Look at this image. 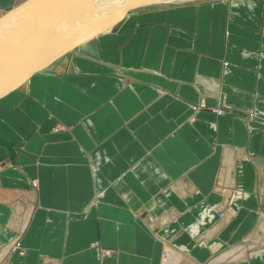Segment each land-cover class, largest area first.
I'll use <instances>...</instances> for the list:
<instances>
[{
	"label": "crops",
	"instance_id": "0c3cea01",
	"mask_svg": "<svg viewBox=\"0 0 264 264\" xmlns=\"http://www.w3.org/2000/svg\"><path fill=\"white\" fill-rule=\"evenodd\" d=\"M88 42L0 98V264H264V0L141 9Z\"/></svg>",
	"mask_w": 264,
	"mask_h": 264
},
{
	"label": "rangeland",
	"instance_id": "374dc122",
	"mask_svg": "<svg viewBox=\"0 0 264 264\" xmlns=\"http://www.w3.org/2000/svg\"><path fill=\"white\" fill-rule=\"evenodd\" d=\"M25 1H30V2L34 3L36 8L37 9L39 8L38 12H40L41 14H44V15L45 14H50V15L52 14V16H50V17L48 15L47 16L45 15V16L47 18L49 17L48 20H50L52 23L55 24L54 27H57L56 25H58L59 27L57 28L56 33L52 34V36H51L52 39L49 41L48 46L51 48H56L57 46H60L61 44L64 43L65 38H67V37L71 38L70 34L71 35L76 34V33H74L75 31L66 30L64 28L65 26L66 27H77L76 25H79L80 23H82L86 20H91L93 17H95L97 15H101L103 13H106L108 10H111L114 6L119 4L122 0H66V1L65 0H58V1L55 0L56 2L54 1V3H52L54 5H52L49 8H40L39 6L44 5L43 2H50L51 3V2H53V0H12L11 5L9 7L0 8V17H2L8 11H10L14 7H16L17 5H19ZM35 1H36V3H35ZM61 1H62V3H61ZM178 1L191 2L190 0H158V1H152L151 3H149V0H143L140 7H137L136 9L130 11L127 15L128 16L133 15L134 13H136L137 11H139L141 9H146V8H150V7L151 8L157 7L160 5L174 4V3H178ZM196 1H206V0H196ZM56 3H57V5H56ZM52 7H53V9H52ZM31 12L32 11H30L29 9L26 10V13H28L27 15H30ZM32 14L35 15L36 13L32 12ZM36 16H37V14H36ZM27 24L28 23L25 20L18 17L15 21H13V22L9 21V22L4 23L0 26V79H3L5 81L16 80L27 69L26 64L29 61L36 60L37 57L41 56L43 53L42 49H38L36 47H33L35 44H37V42L40 45L42 44L41 37H38L37 41H35V42L34 41L31 42V40H29V37H30L29 35H31V34L40 35L39 29H41V27L44 28L43 25H41L42 23H39V25L35 26V28H38L37 29L38 31L34 30L35 28L32 31V29H29L30 25L29 24L27 25ZM26 26L29 28H27ZM38 26H40V27H38ZM11 27H13L12 30L18 29V31L14 30V32H13L11 30ZM35 31H37V32H35ZM67 31H69L71 33H68ZM34 32H35V34H34ZM16 35H18V36H16ZM23 35L29 36V37H26L28 39L25 40L26 38ZM2 37L8 38V39L3 41ZM22 38H24V39H22ZM15 40H16V43H14ZM17 40H25V41H21V42L19 41V43H17ZM28 40H29V42H28ZM2 42H4V43H2ZM5 43L8 44V47ZM13 44H15V45H13ZM90 44L91 43H89V42L88 43L85 42L79 48L82 50V52L83 51L89 52L88 47L90 46ZM5 45H6V47H5ZM74 51H76V50H74ZM74 51L71 53H74ZM66 56H68V55H66ZM62 58L57 59L56 61H54L53 63H51L50 65H48L44 69H42L41 71H45L46 73H49L52 71H55L56 73H64L66 71L68 72L69 68L66 67L67 58L65 56L63 59ZM14 61L16 62V66L14 64H12ZM67 68H68V70H67ZM24 85H25V83L22 84L17 89L20 92L25 93L26 87ZM17 249H18L17 250L18 254L21 256L23 254V250L20 249L19 247ZM7 258H5L1 264H12V259H11L10 255Z\"/></svg>",
	"mask_w": 264,
	"mask_h": 264
},
{
	"label": "water",
	"instance_id": "95a60500",
	"mask_svg": "<svg viewBox=\"0 0 264 264\" xmlns=\"http://www.w3.org/2000/svg\"><path fill=\"white\" fill-rule=\"evenodd\" d=\"M155 0H149V3ZM143 0H122L119 4L114 6L111 10H108L106 13L101 15H97L93 17L91 20H86L77 27H64L66 30L75 31L74 35L70 34L71 38H65L64 43L56 48H51L48 46L49 41L52 39V34L56 33L57 28L54 27V23H52L48 18L38 12L36 6L30 2L25 1L10 11H8L5 15L0 17V26L9 21L13 22L18 17L25 20L28 24L31 23L32 26L29 29L35 28V26L42 23V29H39L40 35H30L31 41H37L38 37H41L42 44L40 45L38 42L33 47L38 49H42L43 53L41 56L37 57L34 61H29L26 67H30L29 70H25L24 73L14 81H5L0 79V98L4 97L8 93L16 90L22 84L26 83L34 74L40 72L42 69L53 63L59 58H62L66 55H69L74 50L78 49L82 44H84L88 40H92L99 35L106 33L107 31H111L116 29L117 24L121 21L130 11L136 9L142 4ZM29 9L32 12L37 14L34 15L32 12L31 15H27L26 10ZM29 17V20L28 18ZM30 25V24H29ZM68 33H71L67 31ZM5 37V36H4ZM8 38H3L2 40H6ZM12 64L16 66V62L14 61ZM0 146H3L10 155L14 156V150L12 145L3 137H0Z\"/></svg>",
	"mask_w": 264,
	"mask_h": 264
},
{
	"label": "bare ground",
	"instance_id": "6f19581e",
	"mask_svg": "<svg viewBox=\"0 0 264 264\" xmlns=\"http://www.w3.org/2000/svg\"><path fill=\"white\" fill-rule=\"evenodd\" d=\"M54 1L55 0H53V2H43L44 3V5H42V6H39L40 8H49V7H51L52 5H54V4H52V3H54ZM58 1V0H57ZM66 1V0H65ZM155 1H158V0H155ZM190 1H195V0H190ZM38 2V1H37ZM56 2V1H55ZM180 2H182V1H178V3H180ZM35 3H36V1H35ZM61 3H62V1H61ZM34 4V3H33ZM60 4V3H59ZM56 5H57V3H56ZM60 6V5H59ZM140 7V6H139ZM58 8V7H57ZM39 9V8H38ZM52 9H53V7H52ZM51 9V10H52ZM57 10V9H56ZM55 10V11H56ZM31 15V14H30ZM46 16L48 15L49 17L50 16H52V14L50 15V14H45ZM54 15V14H53ZM55 16V15H54ZM48 17V18H49ZM28 18V20H29V17H27ZM11 22V21H10ZM17 22V21H16ZM29 22H30V20H29ZM17 24V23H16ZM30 24V27L32 26V24L31 23H29ZM39 24V23H38ZM12 25V24H11ZM14 25V24H13ZM28 25V24H27ZM42 25V24H41ZM27 27V26H26ZM38 27H40V26H38ZM12 28L13 27H11V30H12ZM20 28V27H19ZM25 28V27H24ZM23 28V29H24ZM27 28H29V27H27ZM17 29V28H16ZM26 29V28H25ZM34 29V28H33ZM38 28H35L34 30H37ZM41 29H42V27H41ZM10 30V29H9ZM15 30V29H14ZM14 30H12L13 32H14ZM15 31H18V29L17 30H15ZM33 31V30H32ZM38 31V30H37ZM37 31H35V32H37ZM35 32H34V34H35ZM8 33V32H7ZM33 33V32H32ZM5 34V33H4ZM11 34V33H10ZM23 34V33H22ZM31 35H33V34H31ZM16 36H18V35H16ZM23 36H25V35H23ZM30 36V35H29ZM29 36H25V38L26 37H29ZM22 39H24V38H22ZM28 38H26L25 40H27ZM25 40H17V43H19V41L21 42V41H25ZM29 40H30V37H29ZM29 40H28V42H29ZM32 42V41H31ZM2 43H4V42H2ZM14 43H16V40H15V42ZM6 44V43H5ZM3 45V44H2ZM7 45V47H8V44H6ZM6 45H5V47H6ZM13 45H15V44H13ZM25 46V45H24ZM23 47V46H22ZM27 47V46H26ZM25 47V48H26ZM2 48V47H1ZM29 49V48H28ZM17 50V49H16ZM27 54V53H26ZM27 68V69H26ZM25 69L26 70H29L30 69V67H26ZM244 154V153H243ZM247 157V156H246ZM238 169V168H237ZM239 177V176H238ZM240 178H241V176H240ZM233 183V182H232ZM239 183V182H238ZM242 183V182H241ZM237 187H238V185H237ZM237 193V192H236ZM241 195V194H240ZM238 196V195H237ZM244 196H247L248 197V193H242V195H241V197H244ZM239 197V196H238ZM228 212V211H227ZM230 212H232L231 210H230ZM225 213V212H224ZM223 213V214H224ZM233 213V212H232ZM222 214V215H223ZM227 214V213H226ZM231 214V213H230ZM221 215V216H222ZM229 216V215H228ZM227 216V217H228ZM263 221V220H262ZM198 245H200V246H202V247H204L203 245H205V246H212L213 247V249H210V250H215V252L214 253H217L218 252V250H219V248L221 247V246H219L218 244H214V243H211V244H206V243H204V242H199L198 243ZM185 250V249H184ZM230 252V251H229ZM232 253V252H231ZM234 253V252H233ZM174 254H176L177 256L175 257V258H173L172 260H171V256H173ZM239 254V253H238ZM221 255V254H220ZM227 257V256H226ZM226 257H221V256H217V257H215V259L214 260H212L211 261V263H218V262H220L221 260H223V259H226ZM228 258V257H227ZM236 259V258H235ZM170 260H171V262H170ZM181 260H182V255L180 254V253H175L174 251L173 252H168L166 255H165V258H164V261H163V263L162 264H177V263H179V262H181ZM182 263V262H181Z\"/></svg>",
	"mask_w": 264,
	"mask_h": 264
}]
</instances>
